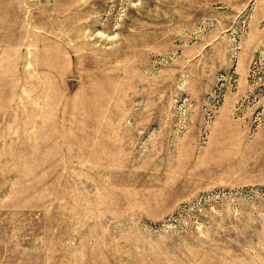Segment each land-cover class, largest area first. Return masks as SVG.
Instances as JSON below:
<instances>
[{
  "label": "rangeland",
  "instance_id": "374dc122",
  "mask_svg": "<svg viewBox=\"0 0 264 264\" xmlns=\"http://www.w3.org/2000/svg\"><path fill=\"white\" fill-rule=\"evenodd\" d=\"M0 264H264V0H0Z\"/></svg>",
  "mask_w": 264,
  "mask_h": 264
}]
</instances>
